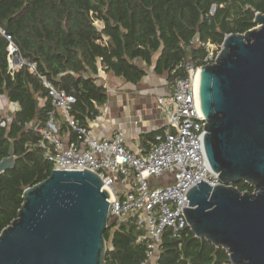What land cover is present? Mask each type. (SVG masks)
I'll return each mask as SVG.
<instances>
[{"label": "trees", "instance_id": "obj_1", "mask_svg": "<svg viewBox=\"0 0 264 264\" xmlns=\"http://www.w3.org/2000/svg\"><path fill=\"white\" fill-rule=\"evenodd\" d=\"M264 12V0H0V29L11 35L20 54L35 63L13 74L7 67V39L0 32V95L18 105L0 125V159L13 144L15 162L0 172V230L16 217L25 187L47 177L53 168L39 145L34 123H43L52 109L48 87L74 95L70 115L80 125L98 113L106 97L96 75L101 69L137 82L146 73L139 65L152 64L173 84L185 76L181 63L203 65L205 44L218 50L228 33L255 26V13ZM100 23V26L96 24ZM5 118L0 113V121ZM62 133L75 132L56 112ZM146 134L150 141L155 133ZM252 191L245 181L234 183ZM105 264H140L148 238L130 219L108 218L104 231ZM157 264H232L227 251L194 236L185 225L179 236L162 232Z\"/></svg>", "mask_w": 264, "mask_h": 264}, {"label": "water", "instance_id": "obj_2", "mask_svg": "<svg viewBox=\"0 0 264 264\" xmlns=\"http://www.w3.org/2000/svg\"><path fill=\"white\" fill-rule=\"evenodd\" d=\"M253 20L200 66L201 146L220 183L200 179L183 203L194 236L224 248L232 264H264V12ZM14 162L11 143L0 172ZM239 181L253 190L240 191ZM110 200L96 172L54 165L24 188L16 217L0 230V264H105Z\"/></svg>", "mask_w": 264, "mask_h": 264}, {"label": "built area", "instance_id": "obj_3", "mask_svg": "<svg viewBox=\"0 0 264 264\" xmlns=\"http://www.w3.org/2000/svg\"><path fill=\"white\" fill-rule=\"evenodd\" d=\"M6 37L7 67L13 72L26 65L32 72L35 63L19 52L11 35L0 29ZM210 42L205 44L204 64L214 62L218 50ZM185 76L176 78L168 95L159 96L156 104L165 120L154 134L146 152H134L124 144V136L115 132L111 137L97 138L84 125L70 115L74 95L57 89L41 77L48 87L52 109L43 123H34L40 135L39 145L54 165L72 166L96 172L111 194L108 217L130 219L148 238L145 259L140 264H157L162 232L170 230L173 237L187 225L184 200L188 190L202 179L207 183H220L208 165L201 146V133L205 120L198 99L196 76L201 65L190 60L181 63ZM56 112L75 132L70 140L68 132L60 131ZM4 126L10 116H4ZM155 180V182L153 181ZM118 183V187L116 184Z\"/></svg>", "mask_w": 264, "mask_h": 264}, {"label": "crops", "instance_id": "obj_4", "mask_svg": "<svg viewBox=\"0 0 264 264\" xmlns=\"http://www.w3.org/2000/svg\"><path fill=\"white\" fill-rule=\"evenodd\" d=\"M155 60L156 55L152 58V64L145 66L142 60L136 59L146 71L137 82L128 81L112 72L101 69L98 71L95 81L105 87L106 97L104 102L97 106L98 113L92 118H85L86 127L95 137H111L115 132H120L124 136L125 146L131 151L148 150L152 139L149 141L146 134L156 132L165 122L156 99L168 95L173 88L165 73L158 74L154 71ZM5 98V106H14L15 111L18 105ZM1 105L0 101L2 114L4 107ZM116 186L118 187V183Z\"/></svg>", "mask_w": 264, "mask_h": 264}, {"label": "rangeland", "instance_id": "obj_5", "mask_svg": "<svg viewBox=\"0 0 264 264\" xmlns=\"http://www.w3.org/2000/svg\"><path fill=\"white\" fill-rule=\"evenodd\" d=\"M96 24H98V26H100V23H99V22H96ZM4 97H5V96H3V95L1 96V95H0V101H1V103H2L1 106L4 107V108H2V109H3L2 114L5 115V116H10V115L12 114V112L14 111V109H13L14 106L6 107V106H5V103H3V101H4ZM5 99H6V98H5ZM108 218H109V217H108Z\"/></svg>", "mask_w": 264, "mask_h": 264}, {"label": "bare ground", "instance_id": "obj_6", "mask_svg": "<svg viewBox=\"0 0 264 264\" xmlns=\"http://www.w3.org/2000/svg\"><path fill=\"white\" fill-rule=\"evenodd\" d=\"M197 82H198V78H197V76H196V79H195L196 86H197Z\"/></svg>", "mask_w": 264, "mask_h": 264}]
</instances>
